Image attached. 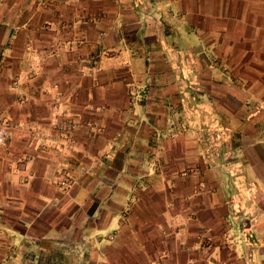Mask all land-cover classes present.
I'll return each mask as SVG.
<instances>
[{
    "label": "crops",
    "instance_id": "crops-1",
    "mask_svg": "<svg viewBox=\"0 0 264 264\" xmlns=\"http://www.w3.org/2000/svg\"><path fill=\"white\" fill-rule=\"evenodd\" d=\"M4 121L0 264H264V0H0Z\"/></svg>",
    "mask_w": 264,
    "mask_h": 264
},
{
    "label": "built area",
    "instance_id": "built-area-1",
    "mask_svg": "<svg viewBox=\"0 0 264 264\" xmlns=\"http://www.w3.org/2000/svg\"><path fill=\"white\" fill-rule=\"evenodd\" d=\"M78 62V60H77ZM91 71L88 73V75H92L95 72H98V66L96 64L92 65ZM30 79L34 78V75L31 74ZM22 77L19 76H10L8 78L7 88L9 89H16L18 85L21 83ZM52 90H56L57 86L55 84L51 85L50 87ZM56 96H54L55 98ZM89 123L85 121L78 120L75 117H72L71 115H65L60 114L57 110V105L54 101L49 105L48 108V130L55 133L56 138L59 141H63L65 145L72 143V136L73 134L81 127L87 126ZM171 131H175L177 134L182 133V128L179 127L176 123L170 124ZM23 132L33 143V148L36 153H43L46 150L45 144L40 140V137L43 136V134L39 131L37 127H31L27 128L25 130H21V127L17 123H13L11 121H4L0 123V147L5 145L6 143H9L17 136L18 133ZM172 134L170 133V136ZM27 159L24 158L20 160V163L22 161H26ZM157 160L153 157L151 158V162H153L154 168L157 165ZM201 173V170L198 166H194L192 168H187L179 172L178 176L184 179H188L192 176H199ZM74 181L73 178L66 172L61 171L59 173V176L55 178V186L58 191L63 192L67 190L69 187L73 185ZM200 187H204L203 183L199 184ZM131 210V205H127L124 208V213L127 214ZM229 227V223H226V228ZM164 234V232H162ZM228 233H224L226 236ZM113 235V234H112ZM112 235H109L107 238L108 240H111ZM194 241L197 243L198 248L201 249L203 247V244L207 242V239L203 238L202 234L196 235L194 237ZM184 244L181 245V249H184Z\"/></svg>",
    "mask_w": 264,
    "mask_h": 264
}]
</instances>
